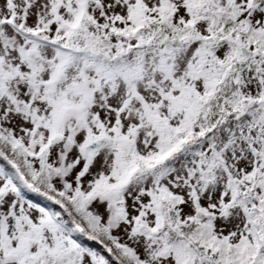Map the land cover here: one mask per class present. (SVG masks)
I'll return each instance as SVG.
<instances>
[{
    "label": "snow or ice",
    "instance_id": "1",
    "mask_svg": "<svg viewBox=\"0 0 264 264\" xmlns=\"http://www.w3.org/2000/svg\"><path fill=\"white\" fill-rule=\"evenodd\" d=\"M0 264H264V0H0Z\"/></svg>",
    "mask_w": 264,
    "mask_h": 264
}]
</instances>
